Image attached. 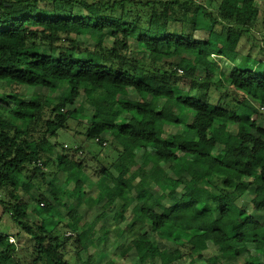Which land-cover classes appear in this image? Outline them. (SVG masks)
Instances as JSON below:
<instances>
[{
  "label": "trees",
  "instance_id": "obj_1",
  "mask_svg": "<svg viewBox=\"0 0 264 264\" xmlns=\"http://www.w3.org/2000/svg\"><path fill=\"white\" fill-rule=\"evenodd\" d=\"M226 1L250 10L246 16L219 10V18L205 11L212 28L198 37L191 18L202 6L195 0H0V81L66 90L50 105L42 94L0 99V205L19 230L18 243L0 232V264H116L118 257L129 264H264V211L252 204L264 194V125L253 119L264 105V60L239 50L259 23V9L257 0ZM261 23L264 28V17ZM216 58L232 63L230 73L221 71ZM183 77L209 78L210 84L194 95L180 87ZM153 80H167L171 90H156ZM131 92L139 99H131ZM82 94L91 117L76 107ZM230 97L231 109L223 106ZM168 102L175 122L163 115ZM70 121L84 126L85 140L99 147L100 178L94 194L84 191L78 185L83 162L63 155L59 167L73 190L49 196L36 191L33 181L44 179L43 167L52 162ZM157 122L184 133L162 139ZM22 135L35 142L33 150L20 141ZM138 157L132 170L127 162ZM144 173L149 187L141 184ZM180 173L188 177L182 180ZM104 186L102 208L116 211L111 230L129 213L128 226L138 225L110 258L102 248L92 252L78 235L89 229L87 207ZM21 190L35 202V220ZM210 217L214 226L206 229L202 221ZM61 226L76 238L63 239Z\"/></svg>",
  "mask_w": 264,
  "mask_h": 264
},
{
  "label": "rangeland",
  "instance_id": "obj_2",
  "mask_svg": "<svg viewBox=\"0 0 264 264\" xmlns=\"http://www.w3.org/2000/svg\"><path fill=\"white\" fill-rule=\"evenodd\" d=\"M200 6H202V9H199L196 11V15L191 20L195 22V29L197 30L196 34L198 37L206 36L207 31L211 30L212 28V22L211 19L208 18L205 15V11L207 13H213L217 17L219 14V10H223L229 14H239L242 16H246L250 10V5L243 4L240 6L235 7L234 5L230 4L226 0H195ZM255 6L259 9V23L257 27L252 30L246 37L243 38V40L240 43L239 50L241 54H251L253 57H257L259 59L264 60V28L261 23L263 17H264V0H257ZM219 18V17H218ZM219 29L221 26L218 27ZM207 30V31H206ZM263 50V51H262ZM134 57H138L140 59L141 63H145L146 60L143 55H138L137 52L133 54ZM216 60L220 63L221 71L224 73H230L232 68L231 62H226L222 59ZM179 75L183 76V73L181 70H179ZM154 88L164 94L168 93L171 90V84L167 80L157 81L153 80L152 82ZM210 84V79H206L204 81H196V80H189L183 79L180 80V87L184 90H191L194 95L201 94L207 91L208 86ZM220 85V83H218ZM66 90L57 89L54 91H48L46 89H31L30 87L24 86L19 87L13 84H10L5 81H0V99L5 96V94L9 95H15L17 97L18 93L22 94L25 97H33L36 98L38 95H45L47 96V103L48 105L51 104V101L53 98L62 96L65 93ZM213 94L215 92L213 91ZM131 99H139L138 95L134 92L130 93ZM67 98V97H66ZM235 98L230 97L228 101H225V104L223 106L229 105V109L235 107V101H233ZM214 101H217L216 98H214ZM250 105V103L248 104ZM77 109L81 112L83 111V114L85 116L91 117L93 113V109L88 105L86 96L82 94L77 101L76 104ZM173 103L168 102L164 108L163 115L164 117L169 120L170 122H175L176 116L172 113ZM69 109V108H68ZM75 107H72L71 110H74ZM100 111L108 112V110L105 107H98L97 108ZM67 111V110H66ZM258 124L264 125V115H260L258 119ZM157 129L158 132L161 135L162 139H165L169 134H175L178 136H181V134L184 133V130L181 128H176L172 125H167L163 122H157ZM85 128L84 126H80L78 122L70 121L68 126L67 132H60L58 137V143L60 147H58L53 154L52 162L46 166L43 167V172L45 173L44 179L41 177H38V179H34V184L36 187V191L43 192L46 195H51L56 193L59 189H64L67 192H70L73 190L74 185L67 184V172L64 169H61L59 167V162L61 160V157L63 155H67L69 158L76 160L77 162H83V166L85 167V177L82 178V180L78 183V185L86 192L90 194H94L96 192L95 183L100 178L101 173V164L96 162V157L98 151L100 150L98 146L89 144L90 142H87L85 140L84 136ZM236 132H239V128H235ZM20 141L23 143V145L26 146L28 150H33L35 147V142L33 140H30L28 136L22 135L20 137ZM53 142L55 139L52 140ZM81 145L84 146V149H80ZM61 146H64L65 150H67L65 153L62 151ZM105 152H108L106 154H109L111 152V149L109 146L105 147ZM79 149V151H77ZM103 161V162H102ZM260 161L264 162V155L260 156ZM101 162L104 166H109L111 161L109 159L101 158ZM140 164L139 157L134 160H129L127 162V165L132 169L135 170ZM27 176L31 177L32 175V168H27ZM179 177L184 180L188 176L184 173H180ZM108 184V183H107ZM142 185L149 187V181L147 179V174L144 173L142 177ZM38 189V190H37ZM103 193H101L100 199H98L94 204H91L89 207H87V214H86V220L90 224L89 229L86 232L79 231L78 235L82 242H86L90 245L91 251H95L96 248H102L104 252L109 254V258L111 255H113L116 246L119 245V243L128 244L133 235L135 234L137 223H135L134 228L129 227V223L133 221V215L129 213L126 218L121 220L119 222V227L117 230L112 231L111 225L113 222V216L116 211H106L102 207L106 202V193L107 189L106 186L102 189ZM162 190V189H161ZM36 191H32L31 193H35ZM30 195L25 193L23 190L20 191L19 196L25 200L29 204V211H30V219L35 220L37 218L38 211L35 210L36 205L35 202H32L30 200ZM68 200V198H65ZM69 201V200H68ZM168 201V200H167ZM72 202L71 200L69 203ZM169 202V201H168ZM170 203V202H169ZM97 204V206H95ZM252 204L260 211H264V194L259 195L256 199L252 201ZM59 211L63 214H67V210L64 209L61 205H58ZM251 209V207H250ZM47 211H51L50 208H47ZM0 218H1V224H0V232L10 234L13 236L11 238V242L17 241L16 238H14L18 233V228L14 225V223L11 221V218L9 215L4 214L2 211V206L0 205ZM203 226L206 229H209L210 227L214 226V219L208 218L202 221ZM63 225V224H62ZM65 225V224H64ZM61 229L64 228L61 226ZM63 233L65 234L63 236V239L65 238H76V234L72 233L68 230H63ZM111 237L109 240L102 242L101 245L98 244L97 240L99 238L106 239L108 237ZM25 246L29 245V239H26L25 237H22V240L20 241ZM18 243V241H17ZM73 241L70 245H72ZM68 246V250H71V246ZM76 247V246H74ZM252 252H254V247H249ZM215 253L207 254V256L214 255ZM26 257V256H25ZM82 257H84V254L82 253ZM108 259V257H107ZM75 261H72L74 264ZM116 264H129L130 260L128 259H122L120 257L115 259ZM194 264V263H192ZM237 264H244L242 260H240Z\"/></svg>",
  "mask_w": 264,
  "mask_h": 264
},
{
  "label": "built area",
  "instance_id": "obj_3",
  "mask_svg": "<svg viewBox=\"0 0 264 264\" xmlns=\"http://www.w3.org/2000/svg\"><path fill=\"white\" fill-rule=\"evenodd\" d=\"M260 115H264V105L258 108V113L253 117V119L258 120Z\"/></svg>",
  "mask_w": 264,
  "mask_h": 264
}]
</instances>
